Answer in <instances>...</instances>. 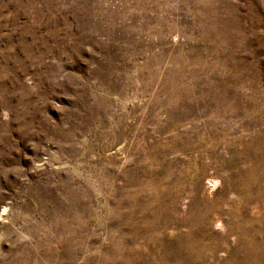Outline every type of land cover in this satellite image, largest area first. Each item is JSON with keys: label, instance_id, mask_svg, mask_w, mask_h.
Wrapping results in <instances>:
<instances>
[{"label": "rangeland", "instance_id": "374dc122", "mask_svg": "<svg viewBox=\"0 0 264 264\" xmlns=\"http://www.w3.org/2000/svg\"><path fill=\"white\" fill-rule=\"evenodd\" d=\"M247 148L264 0H0V264H220L175 236L199 199L225 231Z\"/></svg>", "mask_w": 264, "mask_h": 264}, {"label": "bare ground", "instance_id": "6f19581e", "mask_svg": "<svg viewBox=\"0 0 264 264\" xmlns=\"http://www.w3.org/2000/svg\"><path fill=\"white\" fill-rule=\"evenodd\" d=\"M243 154L254 158L255 168L264 169L263 150L259 153L257 150L247 148ZM232 163L233 160L221 161V166ZM255 178L241 171L232 173L227 179L217 208L218 216L223 219L225 231L218 236L210 234L207 228L209 219L213 216L209 211V206L213 202L202 199L195 201L189 217L190 220H194L202 216L201 220H196V227L199 228L175 236L177 251L202 258L206 253L214 257L216 253L224 251L227 258L220 264H264V182ZM230 190L238 196L236 201L230 200V194H233ZM225 205L231 206L225 208ZM253 208H258L257 212H251ZM230 237H233V241Z\"/></svg>", "mask_w": 264, "mask_h": 264}]
</instances>
